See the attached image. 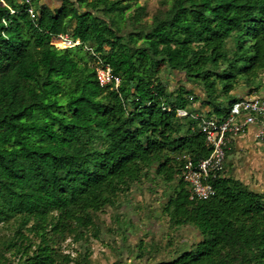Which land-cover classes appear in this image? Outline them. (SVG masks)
Wrapping results in <instances>:
<instances>
[{"label":"trees","instance_id":"trees-1","mask_svg":"<svg viewBox=\"0 0 264 264\" xmlns=\"http://www.w3.org/2000/svg\"><path fill=\"white\" fill-rule=\"evenodd\" d=\"M58 1L31 17L0 0V264H91L96 214L144 184L163 186L171 227L200 234L156 264H264V191L221 172L191 200L182 172L210 152L191 115L264 98V0H171L150 22L140 0ZM60 34L81 44L57 48ZM95 56L117 87L99 84ZM116 219L123 238L137 226ZM67 237L83 250L65 252Z\"/></svg>","mask_w":264,"mask_h":264},{"label":"rangeland","instance_id":"rangeland-1","mask_svg":"<svg viewBox=\"0 0 264 264\" xmlns=\"http://www.w3.org/2000/svg\"><path fill=\"white\" fill-rule=\"evenodd\" d=\"M53 5H58V0H49ZM171 0H140L139 4L146 9L144 18L150 22L152 15L159 8H166ZM183 74L176 73L172 77L173 85L181 81ZM197 87V86H194ZM239 155L234 151H227L224 174L241 177L239 172H233L238 167ZM251 189L264 191V165H258L257 169L243 176ZM162 185H156L152 189L148 184L134 188L128 196H121L115 207H107L103 212L96 214L97 236L89 235L88 244L91 247V264H156L161 259L169 258L174 249L187 248L192 242L200 238L199 232L192 226L173 228L161 208L165 201L162 197ZM118 213L126 215L128 220L135 223L131 227H123L127 232V238H123V231L118 230ZM148 214L152 217L148 219ZM154 216V217H153ZM112 229V233L108 229ZM142 239L146 248V254L141 260L135 258L134 248L136 242ZM71 237H67L62 246L65 252L71 251L75 254L83 250L81 244L71 243ZM170 242V243H169ZM133 249V250H132Z\"/></svg>","mask_w":264,"mask_h":264},{"label":"built area","instance_id":"built-area-1","mask_svg":"<svg viewBox=\"0 0 264 264\" xmlns=\"http://www.w3.org/2000/svg\"><path fill=\"white\" fill-rule=\"evenodd\" d=\"M27 5V12L31 17L35 15V0H22ZM13 12V10H11ZM51 43L57 48L74 47L81 44L79 39H72L67 34H60L51 38ZM84 48L93 49L84 45ZM96 57V76L101 86L113 84L118 86L120 78L115 75L111 67ZM179 116H186L187 111L178 109ZM199 119V128L205 134L206 144L210 148L209 154L194 163L185 157L182 163L183 180L187 185L189 199L203 200L209 198L214 190L210 178L223 172L226 161V149L230 138L244 133L249 124L259 123L255 139L264 145V98L260 95H251L233 103L227 115L221 119L204 117L199 114L191 115Z\"/></svg>","mask_w":264,"mask_h":264},{"label":"crops","instance_id":"crops-1","mask_svg":"<svg viewBox=\"0 0 264 264\" xmlns=\"http://www.w3.org/2000/svg\"><path fill=\"white\" fill-rule=\"evenodd\" d=\"M40 2L53 5L49 0H40ZM188 86H191L188 84ZM195 92L200 93L199 87H194ZM198 106V103L196 104ZM208 108L202 109V112H207ZM201 111L198 112L200 114ZM259 128V123L254 122L249 124L244 133L234 135L230 138V141L227 145V151H234L235 154L239 155L238 167L233 168V172H239L241 177L239 179L243 180V176H246L248 172L257 169L258 165H264V145L260 144L255 139V133ZM226 162V161H225ZM231 176V175H227ZM238 178L236 176H233Z\"/></svg>","mask_w":264,"mask_h":264}]
</instances>
